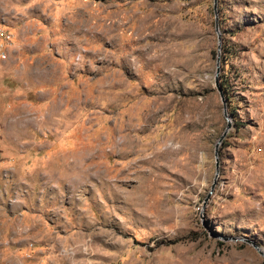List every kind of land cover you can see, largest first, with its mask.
I'll return each mask as SVG.
<instances>
[{"label":"rangeland","instance_id":"rangeland-1","mask_svg":"<svg viewBox=\"0 0 264 264\" xmlns=\"http://www.w3.org/2000/svg\"><path fill=\"white\" fill-rule=\"evenodd\" d=\"M0 33V264H264V0H0Z\"/></svg>","mask_w":264,"mask_h":264},{"label":"water","instance_id":"water-1","mask_svg":"<svg viewBox=\"0 0 264 264\" xmlns=\"http://www.w3.org/2000/svg\"><path fill=\"white\" fill-rule=\"evenodd\" d=\"M214 32L216 34V38H217V44H216V55H215V63H214V73H213V84H214V87L218 93V96L220 98V102H221V105H222V114L225 118V127L223 129V131L221 132V134L218 136L215 144H214V147H213V157H214V177L216 176V171H217V150H218V147H219V144L221 143V140L222 138L226 135L228 129L230 128L231 124H230V121L228 119V113L226 111V100H225V97L223 95V92H222V89H221V86L218 82V71H219V48H220V35H219V30H218V25H217V21L216 19H214ZM252 246L259 252V254H262L263 253L259 250V248L251 243Z\"/></svg>","mask_w":264,"mask_h":264},{"label":"bare ground","instance_id":"bare-ground-1","mask_svg":"<svg viewBox=\"0 0 264 264\" xmlns=\"http://www.w3.org/2000/svg\"><path fill=\"white\" fill-rule=\"evenodd\" d=\"M2 33H0V35H1ZM3 34H4V32H3Z\"/></svg>","mask_w":264,"mask_h":264}]
</instances>
